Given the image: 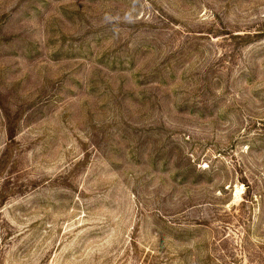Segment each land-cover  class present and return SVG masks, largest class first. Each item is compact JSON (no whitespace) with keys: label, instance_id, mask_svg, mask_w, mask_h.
I'll return each instance as SVG.
<instances>
[{"label":"rangeland","instance_id":"obj_1","mask_svg":"<svg viewBox=\"0 0 264 264\" xmlns=\"http://www.w3.org/2000/svg\"><path fill=\"white\" fill-rule=\"evenodd\" d=\"M0 264H264V0H0Z\"/></svg>","mask_w":264,"mask_h":264}]
</instances>
